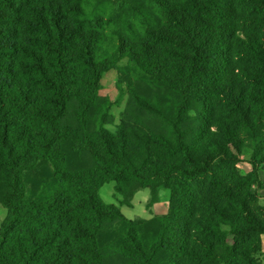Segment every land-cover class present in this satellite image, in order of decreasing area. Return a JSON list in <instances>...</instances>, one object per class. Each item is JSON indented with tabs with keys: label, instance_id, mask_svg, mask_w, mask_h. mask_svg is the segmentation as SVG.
<instances>
[{
	"label": "trees",
	"instance_id": "16d2710c",
	"mask_svg": "<svg viewBox=\"0 0 264 264\" xmlns=\"http://www.w3.org/2000/svg\"><path fill=\"white\" fill-rule=\"evenodd\" d=\"M124 59L151 96L111 132ZM109 181L166 213L126 218ZM258 189L264 0H0V264H262Z\"/></svg>",
	"mask_w": 264,
	"mask_h": 264
},
{
	"label": "rangeland",
	"instance_id": "374dc122",
	"mask_svg": "<svg viewBox=\"0 0 264 264\" xmlns=\"http://www.w3.org/2000/svg\"><path fill=\"white\" fill-rule=\"evenodd\" d=\"M100 83V95L108 98L112 102L110 112L113 117V122L111 125L107 126L111 132H116L122 118V113L128 103V86H135L141 96L147 98L151 96V88L144 82L142 73L125 59L119 62L118 68L104 73ZM139 115L143 119V122L147 119L144 113L139 112ZM249 158L250 154H246L242 157L245 162L249 161ZM239 170L242 174H245L251 170V166L248 163H242L239 166ZM114 186L115 183L113 181L104 183L99 189L100 197L106 204L116 205L121 213L129 219H148L158 215L162 209L165 210L167 207L170 193L165 189H159L158 204L157 206L151 207L149 210H147L148 208L146 206L150 199L149 189H139L132 199L131 207L120 206L117 202ZM258 193L260 203L264 205V190L258 189ZM5 216L6 210L0 205V225L5 219ZM260 259L261 263L264 264V236L262 238V254Z\"/></svg>",
	"mask_w": 264,
	"mask_h": 264
},
{
	"label": "crops",
	"instance_id": "0c3cea01",
	"mask_svg": "<svg viewBox=\"0 0 264 264\" xmlns=\"http://www.w3.org/2000/svg\"><path fill=\"white\" fill-rule=\"evenodd\" d=\"M138 191V190H137ZM136 191V192H137ZM135 192V193H136ZM135 195V194H134ZM134 197V196H133ZM158 197H159V192H158ZM133 199V198H132ZM150 200V199H149ZM158 201H159V199H158ZM148 203V202H147ZM157 202L156 203H154L151 207H153V206H157ZM167 206H168V203H167ZM151 207H149L147 210H149ZM166 211H167V207H166V209L164 210V209H162L160 212H159V214L158 215H162V214H165L166 213ZM155 216H157V215H155ZM127 218V217H126ZM152 218V217H151ZM129 219V218H128ZM148 219H150V218H148Z\"/></svg>",
	"mask_w": 264,
	"mask_h": 264
}]
</instances>
